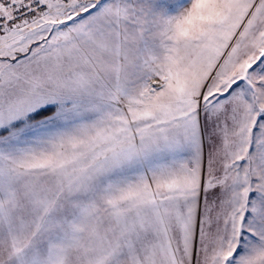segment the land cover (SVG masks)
<instances>
[{
    "label": "snow or ice",
    "instance_id": "snow-or-ice-1",
    "mask_svg": "<svg viewBox=\"0 0 264 264\" xmlns=\"http://www.w3.org/2000/svg\"><path fill=\"white\" fill-rule=\"evenodd\" d=\"M0 264H264V0H0Z\"/></svg>",
    "mask_w": 264,
    "mask_h": 264
}]
</instances>
